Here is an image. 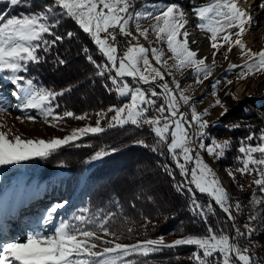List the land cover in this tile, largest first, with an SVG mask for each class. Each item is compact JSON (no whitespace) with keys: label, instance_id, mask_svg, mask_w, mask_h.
Listing matches in <instances>:
<instances>
[{"label":"snow or ice","instance_id":"6c2138e0","mask_svg":"<svg viewBox=\"0 0 264 264\" xmlns=\"http://www.w3.org/2000/svg\"><path fill=\"white\" fill-rule=\"evenodd\" d=\"M4 2L12 7H31L28 0ZM245 2L248 0H212L211 3L199 5L193 3L192 8V14L198 18V27L210 34L208 39L213 58L220 54L227 59L225 48L227 53H232L234 48L239 52L243 64L231 63L228 69L240 70L238 80L264 74V49L254 51L243 39L255 23L252 14L240 6ZM135 4L136 0H52L51 5L35 14L9 16L6 11H0V75L15 86L12 96L16 100L13 105L6 96L0 95V115L9 113L13 106L17 111L35 109L41 113L45 123L53 127L65 123L66 118L76 121L90 118L89 113L77 115L69 110L56 111L60 108L57 98L70 89L56 91L38 87L33 79L21 75L28 72L29 64L44 61L41 52L47 54L57 42L63 41L64 37L54 31L62 16L74 20L88 34L100 54L101 62L98 63L85 48L87 60L99 76L108 77L109 87L114 88L120 97L129 100L121 106H110L107 110L96 112L95 126L76 128L63 138L23 139L21 135L14 134L11 127L0 123V167L34 158L47 159L62 146L72 145L90 134L105 132L102 121L109 128L128 124L137 128L147 127L153 134V143L149 145L143 139L137 143L169 158L170 163L165 164L164 169L176 181V190L190 196L192 214L204 222V233L187 235L172 244H166L163 237L123 243L122 239L126 238V234L134 233L135 228L127 227L126 232L121 231L116 223L115 211L99 209L87 215L90 209L83 208L71 221L61 220L54 225L52 234L33 229L23 242L2 239L7 235L8 225L0 221V264H146L145 261L129 257H149L151 253L165 248L176 249L180 246H195L196 250L188 257L190 264H259L252 254V248L242 245L240 241L243 238L251 243L252 235L258 230L252 228L251 223L260 221L264 226V217L250 214L244 225L246 231H241L232 215L233 207L237 212L241 211L240 203H230L229 193L201 155L203 150L214 158L223 157L226 150L231 148V143H218L209 136L206 129L212 125L205 119L209 110L198 113L190 104L191 97L184 94L180 84L175 82L174 87L170 85L166 75L172 76L173 81L175 77L171 71L165 73L161 70L169 67L163 59L164 49L145 47L139 43V37L147 40L149 31L154 32L156 42H166L167 50L175 61L172 68L176 71L194 68L197 83H203L212 75L215 59L209 65L206 56H198V51L190 47V33L186 27L188 14L177 3H167L163 7L141 5L140 10L136 9ZM258 7L264 8V0ZM147 20L154 21L150 29L141 27L142 21ZM133 24L136 34L130 29ZM66 35L71 38L72 33ZM118 36L123 39L118 41ZM150 55L161 67L153 66ZM58 63L64 64L65 61L60 59ZM226 83L232 84L233 81L227 80ZM219 84V80L213 83V94H216ZM144 85L148 86L147 89ZM229 95L237 98L231 93ZM181 102L191 107L190 113L180 110ZM217 106H222L219 99L212 107ZM109 113L112 115L109 116ZM27 119L34 122L37 117L29 116ZM191 129L196 131L190 134ZM206 139L211 140L210 145L205 144ZM115 151V148H101L91 160L100 161ZM237 151V170L241 175L256 174L258 178L253 181V186L264 192V130H260L259 135L250 132L240 142ZM229 175L235 179V173L229 172ZM177 177L180 179L177 180ZM240 187L243 188V185ZM197 192L206 198L204 203L197 198ZM213 202L226 217L220 226L209 220L217 212ZM261 203L264 200L254 196L252 204ZM65 204L50 206L37 223L53 225L58 209L64 208ZM124 219L127 220V217ZM225 222L231 225V233L223 227ZM150 224L151 219L144 216L141 227L146 231Z\"/></svg>","mask_w":264,"mask_h":264},{"label":"trees","instance_id":"16d2710c","mask_svg":"<svg viewBox=\"0 0 264 264\" xmlns=\"http://www.w3.org/2000/svg\"><path fill=\"white\" fill-rule=\"evenodd\" d=\"M204 1L206 0H186L185 3L192 11L193 3L199 5ZM28 2L31 7L23 5L12 7L4 0H0V11H6L9 16H23L40 12L52 4V0H28ZM54 31L64 37L63 41L57 42L49 53L41 52L44 61L40 64H29L28 72L21 75L33 79L37 85L49 90L70 89L57 98L60 104V108L56 109L57 112L69 110L77 115L89 113L90 120L93 116L94 119L96 118L95 113L98 111L107 110L110 106H121L127 98L120 97L114 88L109 87L108 77L99 76L95 67L86 58L85 48L98 63L101 62L100 54L88 34L67 16L59 18ZM67 33H72L71 38L66 35ZM60 59L65 63H58ZM257 101H260L258 105H256ZM247 102L256 105L264 113L263 93H252ZM244 105L245 101L239 100L234 107L235 110H231L233 116L227 117L230 115L228 111L224 116L209 123L212 127L206 129L209 136L228 139L227 141L231 143V148L227 149L220 159L226 167L235 164L240 142L250 132L258 135L264 128V118L254 111L246 112ZM70 120L73 119L66 118V121ZM236 125L239 127H235ZM105 129L103 133L90 134L73 142L72 145L62 146L47 159L34 158L4 168L0 176V196L5 187L12 184L13 177L18 174L26 173L31 178L44 180L63 169L68 174L59 180L64 191L68 193L67 198L73 204V212L80 214L83 208L90 209L87 215L99 209L115 211L116 223L121 231L126 232L127 227L136 229L134 233L128 234L127 241L135 242L138 239L158 235L163 237L173 234L181 236L203 234L204 222L199 217L193 216L190 196L186 192L176 190V181L164 169V165L170 163L169 158L160 156L150 147L137 143L141 139L149 145L153 143V134L147 127L137 128L128 124L123 127H105ZM101 148L109 150L115 148L116 151L110 152L93 166H88L87 160ZM153 178L160 181V184L152 187L150 182ZM179 179L177 177V180ZM196 195L201 203L206 201L203 195L198 192ZM236 198L241 205L243 204L239 212L243 225L248 222L250 214L264 217V203L252 204L251 194L247 192L245 196L242 194ZM259 199L264 200V194ZM213 207L217 212L216 215L210 216L209 220L214 225L220 226L226 220L225 214L214 202ZM144 216L151 219L146 231L141 227L144 224ZM125 217L127 220L124 219ZM223 227L227 228L229 233L232 232L229 223H223ZM251 227L258 229L252 235L251 242L261 239L264 243V226H261V222L253 221ZM195 250V246L165 248L151 253L149 257H129V259L145 261L146 264H190L188 257ZM253 256L256 259L254 254Z\"/></svg>","mask_w":264,"mask_h":264},{"label":"rangeland","instance_id":"374dc122","mask_svg":"<svg viewBox=\"0 0 264 264\" xmlns=\"http://www.w3.org/2000/svg\"><path fill=\"white\" fill-rule=\"evenodd\" d=\"M186 0H136L135 7L137 10L141 9V5L150 6L151 4H156L159 7H163L167 3H177L183 10L188 14V23L186 25L187 30L190 33L197 31L199 33V27L196 21V17L192 14L191 9L185 3ZM212 0H206L202 4L211 3ZM258 2L256 5L255 3ZM261 3V0H248V2L241 3V7L247 10L250 14H252V19L255 21L254 24L250 26L249 31L244 35L243 39L248 47L252 48L254 51H259L264 49V8L258 7ZM255 5V8H254ZM154 23L153 20L142 21L141 27L144 29H150L151 25ZM196 26L198 28H196ZM130 29L135 32V26L130 25ZM193 30V31H192ZM207 37L210 34L206 32V30H202ZM189 36V38H190ZM192 37V36H191ZM196 40V37L192 39ZM139 43L144 45L145 47L151 48H163L164 49V57L163 59L167 61L169 67L161 68L162 71L168 73L172 72V75L175 77V81H173L172 76L166 75V79L169 81L170 85L174 87V83L178 82L180 84V88L184 90V94L191 97L190 104L193 105L198 113H203L205 109L209 110V115L205 117L208 123H212V121L218 117H222L226 112L230 111V115L227 117L233 116L231 110L237 105L239 100L245 101L244 108L246 112H256L260 117L264 118V113L256 107L260 103V101L256 102V105L249 104L248 98L252 95V93H263L264 94V74H257L255 76H249L246 80H238L239 69L229 71V66L231 63L243 64V60L240 58L239 52L234 48L232 53H227L226 48L224 49L225 54L227 55V59L224 58V55L217 54L215 58H213V50L210 48L207 49L206 52H202L203 48L198 45V56L207 57L206 63L211 65L213 59H215V67L213 69L212 75L203 81V83H197V78L195 76L194 68H187L183 71H176L172 68L174 64V60L171 58L172 54L167 50L166 42L158 43L156 42L155 33L151 30L149 31L148 39L145 40L143 37H139ZM190 44V43H189ZM202 52V54H200ZM149 59L152 61L153 66L161 67L160 64L155 62V58L151 55ZM129 81L131 78H126ZM219 80L220 84L215 90L216 94H213L212 85L215 81ZM227 80H232V84H227ZM240 81H244L246 83V89L239 91L238 84ZM38 87H42L37 85ZM144 87V86H143ZM15 90V86L11 84L9 81L3 79L2 75H0V95L6 96L10 101H12L13 105L16 104L15 98L12 96V92ZM157 91H160L157 88ZM229 93L233 94L237 98H232ZM119 95V94H118ZM127 98V97H125ZM219 99L222 106L212 107L216 100ZM126 102H129L128 98ZM159 101L158 103H160ZM182 112H191V107L189 105H184L181 102ZM235 110V109H234ZM222 113H224L222 115ZM112 114L110 113V116ZM36 116L37 119L30 124H26L25 120H28L27 117ZM17 117H21L20 120ZM7 119L14 120L15 123H10ZM22 119L24 120L22 122ZM22 122V123H21ZM0 123L6 124L8 127L12 128L14 134L21 135L23 139H52L55 137L63 138L66 135H70L72 131L76 128L84 127L86 125L95 126L96 118L94 116L89 120L86 119L84 121H76L70 120L65 123L56 124L54 127L49 126V124L45 123L41 113L35 109L29 110H21L17 111L13 106L9 113H5L0 115ZM15 124V125H14ZM102 127H108L107 123H101ZM7 130V129H5ZM261 130H264L262 128ZM196 129H191L190 134L194 133ZM260 132L258 133V135ZM212 139H215L218 143L227 141L226 139H219L216 136H211ZM211 140H205L206 145H210ZM239 148V147H238ZM237 148V149H238ZM238 152V151H237ZM201 155L205 162H207L213 171L216 173L219 178L221 185L225 188V190L229 193L230 203L235 205V203L239 200L236 197L245 196L246 193L251 194L252 198L254 196L256 198H260L263 196L264 192L259 191L256 186H253V181L258 178L256 174H248L241 175L237 170L239 164L237 163V159H235V164L233 166H223L220 162L221 157L214 158L213 156L208 155L206 152L201 150ZM239 155V153L236 155ZM258 155V154H256ZM91 159L87 160L88 166H93L94 163ZM11 165H9L10 167ZM8 166L0 167V176L1 171ZM229 172L235 173V179H233ZM68 174L67 171L63 169L57 171L52 175V177L38 180L37 178H31L26 175V173L18 174L13 177L12 184L7 185L0 196V221L8 225L7 235L2 237L4 240L8 241H25L26 236L33 229L38 231H45L47 234H52V229L54 225H58L61 220L71 221L75 215H78L79 212H73V204L71 200L67 198L68 193L64 191L63 185L59 180L61 177H66ZM150 185L154 187L160 181L156 179H151ZM243 185V188L240 187ZM251 186V187H250ZM252 192V193H251ZM65 207L58 209L56 214V219L54 220L53 225L45 226L42 223H37L43 219L45 213L50 208L57 203H64ZM241 205V204H240ZM243 207V204L241 205ZM240 213L236 211L235 207L232 208V215L236 218L237 227L241 229V231H246L244 225L241 223ZM30 225V226H29ZM129 235L126 234V238ZM161 236H152L151 239H156ZM185 236H181L180 234H173L169 236H163V239L166 244H172L176 239H180ZM122 239L123 243H134V241H127V239ZM146 239V238H142ZM138 239V240H142ZM137 241V240H136ZM135 241V242H136ZM242 245H247L252 248L253 254L256 259L260 262V264H264V243L261 239L257 241L249 242L247 239H241ZM103 247V245H101Z\"/></svg>","mask_w":264,"mask_h":264},{"label":"bare ground","instance_id":"6f19581e","mask_svg":"<svg viewBox=\"0 0 264 264\" xmlns=\"http://www.w3.org/2000/svg\"><path fill=\"white\" fill-rule=\"evenodd\" d=\"M258 2L255 3V5L257 4ZM255 5H254V8H255ZM196 28H198L196 26ZM193 31V30H192ZM192 36V37H191ZM191 36L189 38V43H190V47L193 49V50H200L198 49V45H200L202 48H203V53L207 51V49L209 48V39L208 37L206 36L205 33H203V31L201 29H199V33L197 34V31H195L194 33L191 32ZM196 37V40L193 41L192 39H194ZM123 37L122 36H118V41L122 40ZM118 52H119V47H118ZM202 52L200 54H202ZM147 85H144V88L147 89ZM246 83L244 81H240V83L238 84V90L239 91H242V90H245L246 88ZM160 100L158 99V102ZM20 120V119H19ZM7 121H9L10 123H15L14 120L12 119H7ZM24 120L22 119V122ZM21 122V123H22ZM26 123V124H30L32 123L30 120H25V122H23V124ZM15 125V124H14ZM25 125V124H24ZM9 126V125H8Z\"/></svg>","mask_w":264,"mask_h":264}]
</instances>
